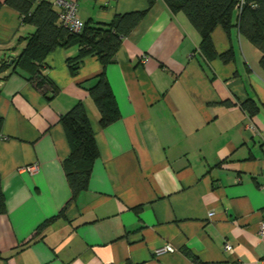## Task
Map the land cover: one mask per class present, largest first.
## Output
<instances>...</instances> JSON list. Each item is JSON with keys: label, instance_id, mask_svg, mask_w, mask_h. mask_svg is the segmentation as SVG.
Segmentation results:
<instances>
[{"label": "crops", "instance_id": "obj_1", "mask_svg": "<svg viewBox=\"0 0 264 264\" xmlns=\"http://www.w3.org/2000/svg\"><path fill=\"white\" fill-rule=\"evenodd\" d=\"M75 1L85 22L147 10L112 62L88 54L73 73L77 42L47 54L50 97L13 68L35 28L0 0V264H264L261 51L233 20L212 30L208 60L185 13L162 0ZM228 50L225 62L218 55ZM101 73L120 114L104 127L87 91ZM248 99L256 113L242 107ZM78 101L99 155L71 199L59 120ZM167 245L174 250L155 254Z\"/></svg>", "mask_w": 264, "mask_h": 264}, {"label": "trees", "instance_id": "obj_2", "mask_svg": "<svg viewBox=\"0 0 264 264\" xmlns=\"http://www.w3.org/2000/svg\"><path fill=\"white\" fill-rule=\"evenodd\" d=\"M155 1L147 0L148 7ZM162 1L173 12L185 13L190 25L201 37L199 48L208 60L217 56L210 36L212 30L221 24L229 31L235 23L239 34L245 36L261 51L259 66L264 70V0H245L239 11L235 8L237 0ZM5 3L20 13L22 22L35 28L29 36L23 37L26 44L15 58L13 68L20 67L29 71L28 80L41 94L48 96L50 93V97L56 94L57 88L40 70L47 54L58 46L63 47L77 42L79 51L74 63L70 65L73 73L77 71L80 59L88 54L96 56L104 65L112 62L123 38L135 29L147 10L146 8L116 14L110 22L86 21L81 32L72 33L58 24L59 10L54 8L51 0H5ZM218 56L228 62L232 60L233 52L228 50ZM95 79V83L90 85L87 91L98 109L99 125L104 127L119 118L120 114L107 78L101 73ZM242 107L251 114L259 109L252 99L244 102ZM59 121L69 146V155L62 161V165L72 199L88 186L93 163L99 151L89 115L81 101L75 103L67 113L62 114ZM1 125L0 117V128ZM4 209V198L0 192V212ZM51 219L40 223L37 230L48 224Z\"/></svg>", "mask_w": 264, "mask_h": 264}, {"label": "built area", "instance_id": "obj_3", "mask_svg": "<svg viewBox=\"0 0 264 264\" xmlns=\"http://www.w3.org/2000/svg\"><path fill=\"white\" fill-rule=\"evenodd\" d=\"M245 0H237L235 5L236 10H240L244 4ZM53 4L58 8V24L67 28L72 33H79L82 31L85 21L80 18L78 13L77 2L75 0H54ZM36 163L32 165L26 166V170L31 173L37 170ZM257 233L259 237L264 238V224L259 223ZM227 250H231L232 247L230 245L225 246ZM174 250V247L171 245L159 247V249L155 250V254L159 255L164 252H171ZM262 263H264V257L262 259Z\"/></svg>", "mask_w": 264, "mask_h": 264}, {"label": "water", "instance_id": "obj_4", "mask_svg": "<svg viewBox=\"0 0 264 264\" xmlns=\"http://www.w3.org/2000/svg\"><path fill=\"white\" fill-rule=\"evenodd\" d=\"M13 63V59H11L10 61H9V64H12Z\"/></svg>", "mask_w": 264, "mask_h": 264}, {"label": "rangeland", "instance_id": "obj_5", "mask_svg": "<svg viewBox=\"0 0 264 264\" xmlns=\"http://www.w3.org/2000/svg\"><path fill=\"white\" fill-rule=\"evenodd\" d=\"M11 59H9V61H10Z\"/></svg>", "mask_w": 264, "mask_h": 264}]
</instances>
